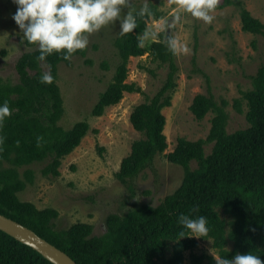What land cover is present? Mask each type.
I'll return each instance as SVG.
<instances>
[{"label": "trees", "instance_id": "trees-1", "mask_svg": "<svg viewBox=\"0 0 264 264\" xmlns=\"http://www.w3.org/2000/svg\"><path fill=\"white\" fill-rule=\"evenodd\" d=\"M227 6L238 10L243 32L259 35L264 40V23L254 18L241 0H223L213 11ZM148 8L151 14L138 15L141 8L133 13L137 23L135 30L115 39L119 62L90 114L101 117L107 108L122 100L124 93H142L136 84L126 82L130 58L148 54L158 68L167 67L163 86L152 98L137 105L130 115V123L141 138L132 143L130 154L122 159L115 174L130 194H134L136 179L152 169L155 159L168 148L162 110L171 106L175 76L179 71L176 54L169 50L163 34L151 44L143 41L150 17H162L158 6L149 4ZM24 45L33 50L23 53L16 62L19 82L12 84L0 78V105L7 102L10 108V115L0 121L1 215L29 228L76 264H218L220 257L231 259L238 253H251L264 261V60L256 73L249 76L251 89L240 92L241 97L233 102L239 114L243 113V105L246 106L248 124L233 133L226 130L228 102L225 99L217 102L209 76L200 69L195 70L204 78L206 93L197 94L189 109L198 121L210 112L213 118L206 139L178 138L174 150L164 155L169 163L183 169L181 185L156 207L141 205L124 216L109 215L106 232L93 236V227L87 223L56 230L57 210L37 209L33 203L18 197L33 184V171L22 168L46 162L41 175L59 177L64 157L72 153L90 131L86 121L75 123L69 129L59 125L65 109L57 84L58 66L70 65V60H64L62 54H53L41 62L37 60L39 47L26 40ZM86 50H78L71 58L84 57ZM226 56L230 62H239L234 55ZM195 63L194 56V67ZM42 64L53 77L50 84L41 83ZM208 145L211 150L206 154ZM192 163L196 164L195 168L191 167ZM219 211L228 220L222 218ZM181 215L192 219L206 217L209 231L203 239L212 241L218 258L195 252L198 241L179 223ZM181 231L188 237L182 238ZM0 264L51 263L0 231Z\"/></svg>", "mask_w": 264, "mask_h": 264}, {"label": "rangeland", "instance_id": "rangeland-1", "mask_svg": "<svg viewBox=\"0 0 264 264\" xmlns=\"http://www.w3.org/2000/svg\"><path fill=\"white\" fill-rule=\"evenodd\" d=\"M222 1L218 0V3ZM241 1L254 18L264 23V0ZM148 2V5L158 6L162 17H150L144 43L158 41V35L163 34L165 39L171 37L187 49L176 54L179 70L175 76L176 88L172 92L171 106L162 110L166 119L164 134L168 148L155 159L152 169L144 171L136 179L134 194H130L115 178L122 159L130 154L132 143L141 138L130 123L133 109L152 98L167 77V67L158 68L156 63L150 61L148 54L130 58L126 66V82L136 84L142 93H124L122 100L107 108L103 116L95 118L90 115L99 94L112 80L119 62L114 41L120 35V23L130 11L134 13L144 4V0H128L126 5H121L118 20L89 35L84 57H73L70 65L61 63L58 66L57 84L65 109L59 125L69 129L75 123L86 121L90 131L80 145L64 157L59 177L41 175L46 162L22 168L33 171V184L18 194L19 199L33 203L37 209L57 210L56 230L67 229L76 223H87L93 227V236H101L106 232L105 222L109 215L124 216L141 205L156 207L181 185L183 169L169 163L164 155L174 150L178 138L189 141L206 139L213 118L210 112L202 121H198L189 109L197 94L206 93L204 78L195 73L196 69L209 76L217 102L220 99L228 102L227 132L233 133L248 125L246 106L243 105V113L239 114L233 102L241 97L240 92L251 89L249 76L256 73L264 60L263 37L242 31L235 6L210 12L214 19L206 24L180 9L176 0ZM15 11L16 5L12 0H0V78L12 84L19 82L15 71L18 58L33 50L24 45L23 33L11 19ZM177 15L180 20L172 23ZM227 54L234 55L239 62H230ZM41 66L44 74L48 73V67ZM93 130L97 132L93 133ZM210 150L211 145L205 147L206 154ZM191 167L195 168L196 164L192 163ZM219 213L227 219V216ZM194 238L199 244L195 251L197 254L218 258L211 240Z\"/></svg>", "mask_w": 264, "mask_h": 264}, {"label": "clouds", "instance_id": "clouds-1", "mask_svg": "<svg viewBox=\"0 0 264 264\" xmlns=\"http://www.w3.org/2000/svg\"><path fill=\"white\" fill-rule=\"evenodd\" d=\"M16 11L11 19L23 33L28 44L39 47L37 60L45 62L48 56L62 54L64 60H70L78 50H84L89 43V35L98 32L121 16V5L128 0H12ZM177 5L186 13L211 23L214 19L212 12L218 0H176ZM148 0L139 10L138 15L151 14ZM180 20L177 15L172 23ZM137 27L136 16L130 11L120 23V34L132 32ZM171 27V24L168 25ZM155 37V34H152ZM169 50L175 55L186 52L177 40L171 37L167 40ZM53 77L45 73L41 76V83L50 84ZM10 115V108L5 102L0 105V121ZM39 139V138H38ZM179 223L187 230L191 237L201 238L207 236L208 227L205 216L195 219L181 215ZM179 235L188 237L185 231ZM218 264H264L259 256L254 254H236L233 258L220 257Z\"/></svg>", "mask_w": 264, "mask_h": 264}, {"label": "water", "instance_id": "water-1", "mask_svg": "<svg viewBox=\"0 0 264 264\" xmlns=\"http://www.w3.org/2000/svg\"><path fill=\"white\" fill-rule=\"evenodd\" d=\"M166 38L165 43H167ZM0 231L28 246L51 264H76L66 253L56 248L29 228L0 214Z\"/></svg>", "mask_w": 264, "mask_h": 264}]
</instances>
